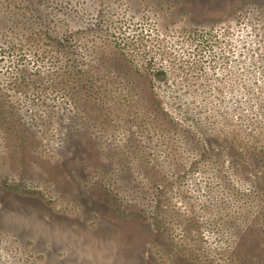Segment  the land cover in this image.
I'll list each match as a JSON object with an SVG mask.
<instances>
[{
    "label": "rangeland",
    "instance_id": "obj_1",
    "mask_svg": "<svg viewBox=\"0 0 264 264\" xmlns=\"http://www.w3.org/2000/svg\"><path fill=\"white\" fill-rule=\"evenodd\" d=\"M0 264H264V0H0Z\"/></svg>",
    "mask_w": 264,
    "mask_h": 264
}]
</instances>
